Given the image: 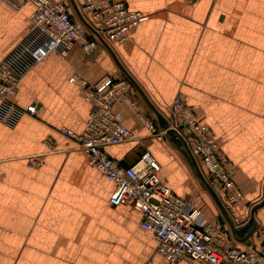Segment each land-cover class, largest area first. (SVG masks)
I'll list each match as a JSON object with an SVG mask.
<instances>
[{
    "label": "crops",
    "instance_id": "crops-1",
    "mask_svg": "<svg viewBox=\"0 0 264 264\" xmlns=\"http://www.w3.org/2000/svg\"><path fill=\"white\" fill-rule=\"evenodd\" d=\"M121 1L145 18L129 41H106L108 47L165 116L179 93L208 124L244 193L233 214L246 219L264 187V0ZM32 10L29 2L18 9L0 3V62L24 39ZM103 76L126 77L101 43L90 53L74 47L32 65L11 101L0 99V264H166L140 212L109 203L113 182L62 133L80 132L87 119L80 80ZM131 92L155 119L132 83ZM31 103L37 114L26 111ZM114 110L132 138L106 146L108 155L123 166L149 151L161 179L178 194L201 198L207 217L218 220L179 152L151 137L130 106ZM255 216L264 223V206Z\"/></svg>",
    "mask_w": 264,
    "mask_h": 264
},
{
    "label": "built area",
    "instance_id": "built-area-1",
    "mask_svg": "<svg viewBox=\"0 0 264 264\" xmlns=\"http://www.w3.org/2000/svg\"><path fill=\"white\" fill-rule=\"evenodd\" d=\"M26 2L33 6L27 33L0 62V99L4 102H10L17 94L18 80L23 74L50 53L66 56L74 47L90 53L100 44L64 0H0L14 9ZM78 7L105 42L129 41L132 28L145 18L140 12L128 9L121 0H80ZM80 82V93L90 104L87 119L80 132L62 128V133L76 143L92 166L113 182L109 203L128 204L140 212V225L151 232L166 264L194 261L264 264V223L254 229L249 243L231 244L219 221L207 217L201 198L178 194L161 179L160 164L149 151L140 152L127 167L105 151L106 146L132 138L131 130L114 110L116 104L130 106L151 137L164 139V130L158 127L156 120L139 110L126 77L103 76L96 82ZM26 111L37 114V104H29ZM166 117L170 126L182 134L206 176H212L209 182L232 213L234 222H243L245 219L233 214V207L244 200V193L233 178V163L222 151L212 129L182 102L179 93L172 100Z\"/></svg>",
    "mask_w": 264,
    "mask_h": 264
},
{
    "label": "water",
    "instance_id": "water-1",
    "mask_svg": "<svg viewBox=\"0 0 264 264\" xmlns=\"http://www.w3.org/2000/svg\"><path fill=\"white\" fill-rule=\"evenodd\" d=\"M68 1L77 18L98 38L100 43L109 50V53L113 57L118 67L123 71L126 78L136 87L137 91L141 94V96L149 106L150 110L154 114L158 127L164 130V134H163L164 139L179 152V154L188 164L193 176L196 178L201 188L209 195L213 204L218 210L217 217L219 223L221 224L222 230L227 233L228 237L233 238L239 243H243V244L249 243L252 232L259 224V221L255 216V213L259 208L264 206V187H263L262 198L250 206L249 214L247 218L243 222L236 224L234 222L232 213L225 206L221 196L213 190L209 182L212 176L210 175L206 176L197 158L191 153L186 140L179 132V130L173 126H170L167 117L149 101V99L146 97V95L144 94L142 89L138 86V84L135 82V80L123 69V67L120 65L114 53L108 47L107 43L83 18L76 1L75 0H68ZM123 166L127 167L128 164L123 163Z\"/></svg>",
    "mask_w": 264,
    "mask_h": 264
},
{
    "label": "rangeland",
    "instance_id": "rangeland-1",
    "mask_svg": "<svg viewBox=\"0 0 264 264\" xmlns=\"http://www.w3.org/2000/svg\"><path fill=\"white\" fill-rule=\"evenodd\" d=\"M64 1H66V2H68L69 3V1L68 0H64ZM76 1V0H75ZM79 2H80V0L77 2L76 1V3H77V5H79ZM70 5V4H69ZM72 10V9H71ZM72 13L75 15V13L72 11ZM76 16V15H75ZM77 17V16H76ZM205 192V191H204ZM206 193V192H205ZM207 194V193H206ZM208 195V194H207ZM209 196V195H208ZM202 201V200H201ZM205 208V207H204Z\"/></svg>",
    "mask_w": 264,
    "mask_h": 264
}]
</instances>
